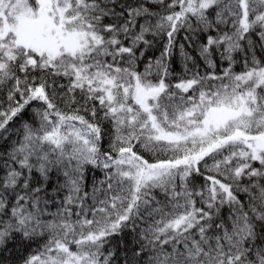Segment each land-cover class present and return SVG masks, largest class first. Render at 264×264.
Instances as JSON below:
<instances>
[{
	"label": "snow or ice",
	"instance_id": "6c2138e0",
	"mask_svg": "<svg viewBox=\"0 0 264 264\" xmlns=\"http://www.w3.org/2000/svg\"><path fill=\"white\" fill-rule=\"evenodd\" d=\"M0 141L21 264H264V0H0Z\"/></svg>",
	"mask_w": 264,
	"mask_h": 264
},
{
	"label": "trees",
	"instance_id": "16d2710c",
	"mask_svg": "<svg viewBox=\"0 0 264 264\" xmlns=\"http://www.w3.org/2000/svg\"><path fill=\"white\" fill-rule=\"evenodd\" d=\"M186 33L183 31L177 36V44L183 43L185 45V49L189 51L193 56L196 55V51L194 50L197 45L193 43L190 45L188 42L184 40V36ZM197 39L203 40V37H193L192 40L195 42ZM165 41L163 39H158L156 43H154L153 47L146 53V56L155 58L159 55L160 51L162 50L163 44ZM171 66L175 72H180L183 68L181 56L179 53V48H177L175 54L172 57ZM203 67V66H202ZM237 71H239V66H237ZM33 116L31 107L25 110V113L23 114L24 120H31ZM10 129H19L21 127V121L20 119H15L13 122L9 125ZM16 134L13 132L10 135V140H15ZM0 144L3 145V147H0V152H3L5 148H7L9 145L4 143L3 141H0ZM107 144L105 143V147ZM4 167H3V160H0V176L4 174ZM58 173L53 172L51 175V181L49 184V187L47 189L48 197L51 198L54 193V188L56 186V181L58 177ZM94 176L96 179H102L103 174L99 170H94ZM38 178V174H37ZM94 182L93 178V170H89L86 173V190L91 189V185ZM197 183H199V179L197 178ZM59 199V196L57 197ZM56 205H50L49 210L55 211ZM128 240H131V237H126ZM42 243V241H34V242H28L21 239L19 235L15 236L12 240H10L6 246V250H0V264H21V261L23 257L28 255L30 252H32L34 249L37 248V246Z\"/></svg>",
	"mask_w": 264,
	"mask_h": 264
}]
</instances>
